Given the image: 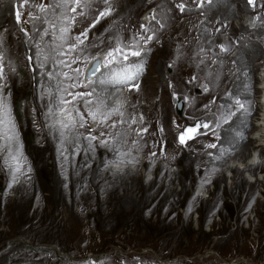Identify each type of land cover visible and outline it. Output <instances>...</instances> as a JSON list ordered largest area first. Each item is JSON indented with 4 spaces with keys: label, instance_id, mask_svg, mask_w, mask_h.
I'll list each match as a JSON object with an SVG mask.
<instances>
[{
    "label": "rangeland",
    "instance_id": "374dc122",
    "mask_svg": "<svg viewBox=\"0 0 264 264\" xmlns=\"http://www.w3.org/2000/svg\"><path fill=\"white\" fill-rule=\"evenodd\" d=\"M54 1L45 0L43 3L42 0H0V32L7 31L11 35L13 30H17L22 35L19 40L12 36L1 38L0 65L3 64L5 79L0 80V86H3L4 93L8 95L23 153V167L21 172H16L15 161L11 159L12 155H18L15 146L7 151H0V155L6 160L0 163V264H67L59 258H66L64 255L67 256L71 248L84 242H88L95 250H100L103 264H156L174 263L176 260L179 264H225L224 260L236 261L235 264H264V155L258 151L254 155L255 147L250 145V150L245 154L240 149L236 156L233 151H228L227 156L232 157L227 158L219 154L217 156L216 152L210 154L204 149H195L189 142V147L184 146L176 159L171 156L173 152L169 156L167 150L162 152L165 146L175 142L169 140L171 132L180 131V121L173 122L170 129L174 116L171 102L176 98L187 102L193 95L192 92L190 95L179 96L176 76L173 83L169 84L172 91L170 95L165 79H161L163 70L166 73L168 62L176 66L174 55L171 56V45L177 47V41L171 35L161 49L153 52L150 66L142 70V75L146 77L141 98L146 103L144 109L148 110L150 120L157 122V126L151 130L152 133H158L156 138L143 146L140 141L136 143L134 135H141L142 132L130 134L121 131L126 118L117 111H113L104 124H98L88 115L82 122L84 127H80L81 123L78 122L70 130L47 134L42 132L47 140L35 137L34 132L40 122L34 95L41 94V110L50 107L53 112L58 103L48 95L52 91V82L61 81L63 90L65 82L62 71L53 70L54 67L40 69L37 64L39 69L33 67L29 57L37 53L35 46L33 47L34 40L20 31V23L14 20L13 13L22 6L24 9L33 7L38 18L46 20L45 25L49 26L54 16V8L49 7L53 6ZM117 2L118 0L114 3ZM40 5H44V10H41ZM143 5L144 2L136 8L131 9V6L129 14H139ZM94 11L93 17L97 13V10ZM121 12L123 9L116 14ZM176 12L179 13L177 8ZM234 12L237 16L241 15L240 11ZM112 18L113 16L107 23ZM246 19L250 20L249 17ZM238 20L236 17L232 23L234 27ZM5 23L10 27L5 26ZM121 24L124 23L120 19L113 30H119ZM23 25L29 31V15L24 18ZM105 25L106 23L96 27L97 31L101 33ZM160 37L166 38L163 34ZM38 38L42 47H48V52L42 54V57L47 60L55 57L54 47L51 46L55 32L41 34ZM56 38L59 39L58 35ZM103 38L107 43L106 47L115 45L110 32L104 34ZM59 41L61 43V39ZM160 53L164 56L163 63ZM146 56H151V53L147 51ZM260 61L262 58L257 64ZM193 68L200 69L198 65ZM169 71L170 69L167 70L168 74ZM182 73L185 74L186 70H182ZM182 73L181 70L177 72L178 79ZM35 76L36 79L33 80ZM68 76L79 79L81 74L73 69ZM202 76L206 78L208 75L194 71L193 86L201 88L208 82H213L206 86V103L210 102L209 98L216 92H225L220 82L204 80ZM225 76L227 80L222 83L228 86L226 92L232 104L225 102L217 108L218 117L211 119L207 115L199 123L188 120V124L195 126L207 123L211 128L208 130H212L213 121L214 129L219 133L223 132V142L235 149L239 145L231 135L233 129L230 127L241 117L242 110L235 104V100L239 99L244 107L246 100L230 96L234 76L227 73ZM141 77L138 76L135 82H140ZM185 87L183 91L179 84L181 92L190 88L187 85ZM197 93L196 89L195 94ZM160 96L161 100L158 102ZM112 101L117 103V107L115 97ZM112 101L108 100V105L113 109L115 107ZM185 101L186 115L193 116L194 112ZM200 104L199 96H196L193 106L199 108ZM108 105L102 106L103 112L107 111ZM208 108L207 105L205 114H208ZM231 113L234 115L228 120L226 116ZM158 114L161 121L158 120ZM136 116L141 119L140 114ZM229 122L231 123L228 124ZM113 124L115 127H112ZM225 125L230 128L227 134L224 133ZM221 126L223 127L220 128ZM105 128H117L118 133L116 130L97 137ZM241 129H246L245 132L249 135L255 127ZM199 130L207 131L205 128ZM90 136H96L97 139L90 141L86 138ZM101 141H107L108 147H104ZM241 141V144L245 143L243 139ZM53 156H56V166L46 168L51 164ZM121 159L124 163L119 168L109 163ZM252 159L256 165L254 171L250 167L237 168L242 165L245 167ZM173 160L179 167L172 166ZM215 160L221 163L216 164L213 162ZM159 162H165L166 165ZM191 166L196 168L198 181L194 180ZM11 179L13 185L9 183ZM202 179L204 180L201 181ZM94 186L97 192H89ZM230 211L233 213H229ZM25 244L35 247H27ZM113 244L118 251L110 252ZM132 244L139 248H130ZM24 247H27L25 252ZM153 247L162 256L175 258H159L157 253L148 249ZM34 248L43 250L36 253ZM55 251L59 257L55 255ZM73 252L82 256L90 254L77 250Z\"/></svg>",
    "mask_w": 264,
    "mask_h": 264
},
{
    "label": "bare ground",
    "instance_id": "6f19581e",
    "mask_svg": "<svg viewBox=\"0 0 264 264\" xmlns=\"http://www.w3.org/2000/svg\"><path fill=\"white\" fill-rule=\"evenodd\" d=\"M115 1L111 0V2H110L111 8L113 9L112 14L110 16L100 18L99 23H96L95 27H93V29H92V32H97L96 27H99L100 25L108 22V19H110L112 16H113L112 19L116 18V16H114V15H119L117 17H120V16L124 15L125 12L130 11L131 6H132L131 9H132L139 4H142L146 0H133V1L132 0H121V2H119V0H118L117 3H114ZM236 6L238 8V11L242 12L241 7L245 8V0H210L205 5V7L201 8L199 11L202 13V17H204L205 20H207V21L222 18L223 21L232 20L231 22L233 23L234 20L236 19V17H238L239 20L237 21V23L234 27V29L239 30V32H237L238 35H241V32H243V31L248 32V29H249L248 27L255 28V30L260 32L261 36L264 35V32L261 30V27H262V25L264 27V24H252L251 22L246 24L245 22H249L250 20L249 19L247 20L246 16H244V15L237 16L234 12L236 10L235 9ZM162 7L164 9L167 7L166 0H164ZM122 9H123V12H121L120 14H116V13H119V11ZM171 10H172V13H171L169 24L167 25L166 29L160 33V34H163L166 38L161 39L160 34L158 35V37L156 39V41L158 43L157 49L158 48L161 49L163 47L164 43L167 41V39H168L167 37H169L171 35V38H173L177 41V43H176L177 47H176V45H171L172 51H173L171 56L174 55V58L179 62L178 63L179 68L181 69V73H182V70H186V68H189L191 65V61L186 59L184 54L187 51L192 50L195 47L196 43L199 41V38L197 37L196 32H197V29H199L201 26V18L197 17L195 15L194 16H187L184 13L182 15H180L179 13L177 14L176 7H172ZM122 23H124V22H122ZM104 29L101 31V33L104 31ZM106 45H107V43H106ZM51 46H53V45H51ZM230 47L232 48V45ZM156 50H155V52H156ZM54 53H55V51H54ZM166 53H168V52H166ZM159 55H160L161 61L163 63L164 56H162V53H160ZM168 55H170V53H168ZM259 56L264 58V51L262 49V46L260 44H256V43H251L247 48L243 49L239 53L237 60H236L237 66H238L240 71H248V73H247L248 79H246L241 74H239L235 79V83H234V86H233V89H232V92L230 95L231 97L245 98V100H246L245 105L250 106L249 109H246L247 111H245V110L243 111L242 116L239 117V119H236V122L233 121L234 122L233 127H236L237 130H239L241 128L245 129L246 127H253V128L255 127L256 129H258L257 138H256L257 140H255V141L250 139L248 133L245 132L246 129L242 130L243 131L242 138L245 141L244 144H241L240 143V142H242L241 139L236 137V144L239 146H236L234 148L240 149L241 153H243V154H245L246 152H248L250 150V149L248 150V148L250 145L252 146V144H254L255 148L259 147V145L255 146L256 143L259 142V144L261 146H263L262 151H261V155H264V115H263L262 119H259L260 120L259 126L256 127L255 124L252 123V117L257 114V111L253 109V104L255 101L254 95H255V93L258 92V89H260V87H258V82H259L258 77L255 75V71L258 70V66L255 64V61L257 60V58ZM96 57L103 59V55H101V56L97 55ZM130 61H135L136 63L142 62L141 58H133ZM163 65H162V68H163ZM163 71L165 73V70H163ZM204 72L206 73V75H208V76H206V78L209 79L210 81H213L212 78H214V77H219V79L221 81L220 82L221 88L225 90V92L222 93L223 95L221 93L216 92L214 94V99L216 101H219V100L225 98V96L227 95L226 90L228 89L227 84L222 83V82L227 80L225 74L224 75H218L214 70H211L207 67L204 68ZM164 73L162 72V77L160 76L161 79H163V80H164V78H163ZM227 74L232 75L231 73H227ZM187 77H188V75H186V73L185 74L182 73V76L179 79V81H180L179 84L181 86L180 89L183 91L186 89V87L183 83H185V80ZM232 79L234 80V78H232ZM199 80H200V78H199ZM211 83H213V82H211ZM187 86H189V84H187ZM262 87L264 88V86H262ZM214 89H212V90H214ZM211 99H210V101H211ZM115 100L118 101V103H119V101L121 100V97L115 96ZM161 117H163L162 111H161ZM233 127H230V128L233 129ZM228 128H229V126L225 125V130H224L225 134H227L229 132ZM230 128H229V130H230ZM244 149H245V151H244ZM240 154H238V155H240ZM254 166L256 167V165H254V159H252V162L250 164L246 165L245 167L243 165L241 167L238 166L237 168H247V167H254ZM251 170H252V168H251ZM254 170H255V168L253 169V171Z\"/></svg>",
    "mask_w": 264,
    "mask_h": 264
},
{
    "label": "snow or ice",
    "instance_id": "6c2138e0",
    "mask_svg": "<svg viewBox=\"0 0 264 264\" xmlns=\"http://www.w3.org/2000/svg\"><path fill=\"white\" fill-rule=\"evenodd\" d=\"M27 2V0H25ZM61 2H66V0H61ZM102 2L106 5H109L104 11H101L99 13V16L96 18L95 22L90 27H95L96 23H99L100 18L110 16L112 14L113 9L110 5V0H102ZM249 4L254 5L255 0H247ZM74 3L77 6H81L82 4L86 3V0H74ZM41 10H44V5L39 6ZM73 12L76 11L75 8L72 9ZM83 14V13H82ZM20 17L21 14L19 12L16 13V22L20 23ZM144 27L143 25L141 26ZM64 32L67 31V29H63ZM145 31L147 29L145 28ZM88 30H85L82 32L79 36H77L75 39L78 43L73 44L70 46V49L75 51L77 50L79 45H82L84 41L80 38V36H83L87 38ZM141 40L144 39V37H140ZM153 39L152 36H148L147 40ZM138 47L137 43H133L131 46H122L120 42H117L114 46L109 47V49L103 53V59H100L96 56H93L91 60L88 61V63L91 65L88 68V72L91 74V76H95L97 72L101 71V68L107 69L108 71L103 74L102 78H98V83L100 84H128L130 88H136L139 89V85L135 83H129L133 82L137 79V77L141 74L143 70V64L142 63H136L135 61H130V57H140L142 55V52L140 50H135ZM65 53H61V55H64ZM31 59V57H29ZM94 61V63H93ZM76 61L73 60V63ZM119 66V67H117ZM75 71L78 74H82L80 69H75ZM65 76L67 74H64ZM5 79L4 71L2 65H0V80ZM87 86V85H83ZM71 87H77L76 84L71 85ZM80 97L83 96H90L92 93H79L77 94ZM62 103H68V101H61ZM88 103H91L90 101ZM235 104L238 105L240 109H244V104L240 102L239 99L235 100ZM113 111H118V109H113L112 111H109L107 113H99V110L89 113L91 116V119L93 121H96L98 124H104L106 123L107 119L110 118ZM247 111V110H245ZM98 114L101 116V118L98 120ZM122 115V113H121ZM230 115H234V113H231ZM69 120L71 123V126H75L76 121L71 117V114H69ZM227 122V121H225ZM133 123H135V120H133ZM64 127H69L68 124L63 125ZM84 123L80 124V127H84ZM112 127H115V124L112 125ZM210 126L207 123L203 124H196L194 127H188L185 128L182 132H180L178 136V142L182 146H186L187 142L190 140H193L196 138L197 135L201 134L199 132V129L201 128H209ZM146 131V129L144 130ZM101 135H104L103 132H101ZM90 141L96 140V136H90L86 137ZM6 142V143H4ZM104 147H108L107 141H101L100 142ZM11 146H15V150L18 153L12 155L11 159L15 161V171L21 172V169L23 167L22 159H23V153L21 151V145L19 144V134L16 130V124L14 119L12 118V109L11 104L8 100V95L4 93L3 86H0V151H7ZM209 148H215V144H209L207 145ZM155 155V153H153ZM110 164L114 165L115 167L119 168L121 164L124 163V161L121 159L119 161H110ZM131 163V161H129ZM91 264H97V262L92 261Z\"/></svg>",
    "mask_w": 264,
    "mask_h": 264
},
{
    "label": "trees",
    "instance_id": "16d2710c",
    "mask_svg": "<svg viewBox=\"0 0 264 264\" xmlns=\"http://www.w3.org/2000/svg\"><path fill=\"white\" fill-rule=\"evenodd\" d=\"M240 191H242V189H240ZM229 208L231 207L230 205L228 206ZM228 208V209H229ZM228 209H227V211H228ZM232 211H230L229 213H231ZM233 213V212H232ZM154 233L156 232V231H153ZM175 233V232H174Z\"/></svg>",
    "mask_w": 264,
    "mask_h": 264
}]
</instances>
